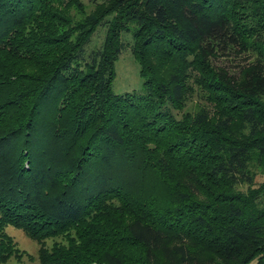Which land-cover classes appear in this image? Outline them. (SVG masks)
<instances>
[{"label":"trees","instance_id":"1","mask_svg":"<svg viewBox=\"0 0 264 264\" xmlns=\"http://www.w3.org/2000/svg\"><path fill=\"white\" fill-rule=\"evenodd\" d=\"M70 3L0 0V264L23 253L8 226L40 264H264V0H109L78 20ZM132 22L143 90L117 93ZM181 65L217 116L174 112Z\"/></svg>","mask_w":264,"mask_h":264},{"label":"rangeland","instance_id":"2","mask_svg":"<svg viewBox=\"0 0 264 264\" xmlns=\"http://www.w3.org/2000/svg\"><path fill=\"white\" fill-rule=\"evenodd\" d=\"M75 1L77 3H70L68 5L66 14L67 16H73V19L76 20L80 19L86 14L91 16L93 13L97 12V10L102 8L103 5H106L109 2V0ZM76 4H80V6H77ZM61 10H63V8ZM112 16V13L104 15L103 20L95 26L91 34L90 41L85 46L86 53L90 52L94 48H98L101 45L107 32L106 20L111 19ZM135 31V24L134 22H132L131 26H129L127 30H122L119 35V38L123 40L125 45L115 61V75L112 81V89L117 93L131 90H143V77L139 73V62L135 58V54L133 52V47L136 40ZM138 38L140 40V36ZM162 54L163 51L152 53V55H150L153 58L152 62L156 65L161 64V66H163V63L161 62H163L165 58ZM218 59L219 61L225 62L226 60L227 62L231 61L232 63H235L236 61H244L243 55L242 57L239 55H234L225 58L220 57ZM170 65L171 63L167 62L164 66L170 67ZM196 68L188 65H181L179 67L180 73L184 78L185 90L184 97L178 104V108H174V112L178 117H180L181 115L188 112H193L202 106L208 111L209 114H214L215 116H217L215 105L216 103L210 101L207 98L206 90L200 85V83L194 80L193 75L199 76V72ZM241 130L242 128L240 130L237 129L235 131L236 134L240 135L243 131ZM250 173L254 175L255 184L260 181H264V164L260 163L259 160L257 161L256 158H253L252 160H250ZM246 188V184H241L237 187V189L239 190H245ZM6 232L13 238L20 250L23 251L22 256L13 257L6 264H40L37 258L38 249L40 247L39 243L29 238L23 230L17 229L15 227L8 226L6 228ZM70 234L74 235L73 229H71ZM65 239L67 238L66 233L64 232L57 238H48L43 243V245L46 247H50L54 241L55 243L59 242L61 244H64L67 242L65 241ZM250 264H255V262L253 261Z\"/></svg>","mask_w":264,"mask_h":264}]
</instances>
